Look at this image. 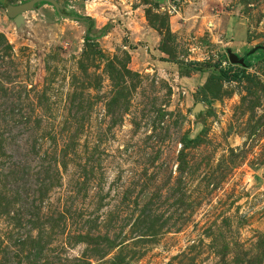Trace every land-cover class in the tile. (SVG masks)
<instances>
[{"label": "rangeland", "instance_id": "374dc122", "mask_svg": "<svg viewBox=\"0 0 264 264\" xmlns=\"http://www.w3.org/2000/svg\"><path fill=\"white\" fill-rule=\"evenodd\" d=\"M28 1L0 0V264H264V0Z\"/></svg>", "mask_w": 264, "mask_h": 264}, {"label": "water", "instance_id": "95a60500", "mask_svg": "<svg viewBox=\"0 0 264 264\" xmlns=\"http://www.w3.org/2000/svg\"><path fill=\"white\" fill-rule=\"evenodd\" d=\"M39 2L49 3L55 11L60 15V7L56 4L54 0H30L24 4L12 7L6 6L7 15L11 18H15L16 22H20L22 20V14L28 11H32L34 6ZM232 58V56H231Z\"/></svg>", "mask_w": 264, "mask_h": 264}, {"label": "crops", "instance_id": "0c3cea01", "mask_svg": "<svg viewBox=\"0 0 264 264\" xmlns=\"http://www.w3.org/2000/svg\"><path fill=\"white\" fill-rule=\"evenodd\" d=\"M140 10L141 9L139 6H133L132 8H130V14H132L133 16H136V14ZM135 19H137V16L135 17ZM137 21L140 22L138 27H140V30H142V32L138 35H135V37L140 36L139 37L140 42H142L143 44H146V46L151 47V45L156 44L157 43L156 40L158 39V36L155 34V32L150 30V29H147L146 26L143 23H141V22L145 23V21L142 20L141 17L138 18ZM125 26H127V25H125ZM124 28H126V27H124ZM126 30H128V29H126ZM133 40H134L133 38L132 39L130 38L131 44H134V43H132Z\"/></svg>", "mask_w": 264, "mask_h": 264}]
</instances>
